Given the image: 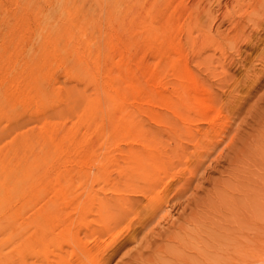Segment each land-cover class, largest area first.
<instances>
[{
	"label": "rangeland",
	"instance_id": "obj_1",
	"mask_svg": "<svg viewBox=\"0 0 264 264\" xmlns=\"http://www.w3.org/2000/svg\"><path fill=\"white\" fill-rule=\"evenodd\" d=\"M257 2L0 0V64L9 62L8 76L45 57L71 60L90 41L104 69L95 74L98 90L64 66L41 80L48 90L97 91L103 104L94 120L79 123V109L58 111L52 98L1 122L25 121L33 134L45 119L60 123L58 135L86 130L80 152L94 160L82 163L64 140L68 154L55 153L32 173L31 186L23 183L21 216L0 217L4 264H58L59 255L66 264H264V0ZM121 58L135 84L128 104L110 110L103 74L125 73ZM135 156L146 171L131 179ZM56 181L69 185L68 217H36L46 207L55 215ZM88 195L90 211L80 216ZM100 199L124 214L98 216ZM69 221L78 241L65 245L60 223Z\"/></svg>",
	"mask_w": 264,
	"mask_h": 264
},
{
	"label": "bare ground",
	"instance_id": "obj_2",
	"mask_svg": "<svg viewBox=\"0 0 264 264\" xmlns=\"http://www.w3.org/2000/svg\"><path fill=\"white\" fill-rule=\"evenodd\" d=\"M261 4H258V6H261ZM90 42L85 44L86 47L83 50L80 49L81 52L80 50L79 52L77 51V55H75L76 57L71 60L67 58H62L60 56L54 58L53 61L50 62V60L45 57L37 62H34L33 64L26 63L21 69V71L17 72L11 77L8 76L6 72H4L5 66L8 65L9 62L4 61L0 64V217L21 216L23 204L19 200L21 199L24 190L23 183L26 182L27 188L31 186L34 182V177L32 176V173L37 170L40 164L51 160L52 155L55 156V153H57L60 157L66 156V153L68 154V151L62 148V141L69 140V142L72 143L73 151L76 154H81L76 155V157L79 156L78 158L81 160L82 163H90L89 161H94L89 158V156L91 155L89 154L91 153L90 151L87 150L89 153L84 152V154L80 152L83 136L84 134H87L86 130L84 131L83 135L78 137L76 134L78 132V128L68 127L66 130L61 131V133L58 135L55 132L54 125L59 122L52 119H47V122L46 119L44 122L42 120V124L39 121V126L41 127L39 132L36 134L31 133L27 128H23V125L26 123L25 121H21V123L17 122L15 124H1L2 121L7 123L13 116H18L23 111H26L31 107L35 108V111H39L52 98H54L59 104V107L57 108L58 111L66 110L69 113L76 110V108L79 109L80 114L77 115L79 123L83 124L86 123L88 120H94L96 117H98V115L100 116L103 103L101 104L99 97H97V91H95V93L91 95L86 94L85 92L78 93V91L75 90L74 86H63L60 84L61 86L59 85L60 87L57 90L55 88H51L50 90H48L41 86V80H46L48 82L50 79H53L56 69L61 66H64L67 70L66 73L68 72L69 75L74 76V78L79 77L81 79L87 80L96 89L98 86V80L95 74L100 72L103 68L100 69V59L98 52H93L94 50L91 51V49H89L91 48L88 47L90 46ZM150 44L152 43H149V45ZM111 47L115 49V47L117 48L118 46L112 44ZM111 47L109 46L110 49ZM150 47L148 49H150ZM94 48L97 49V47ZM121 48L122 47L118 48L119 52H122ZM156 49L157 48H155V50ZM175 55L178 57V59H181L182 52L176 51ZM117 62H119L120 65L123 66L122 68H124L125 70L122 71H125V73H123L121 76H113L111 75L110 70L107 69L103 74L105 78V84L103 87V94L105 97L104 106L110 110H114L116 108H123L126 105L127 92L135 84L133 81L134 75H132V71L128 68V61H126V59L124 58H121ZM114 63L116 64V62ZM43 67L45 70H43ZM120 90H122V94L119 93ZM15 103H18L17 107L15 106ZM203 107H205L204 109L210 108V106L207 105H203ZM119 116V118L123 119V126H127L128 121L125 119L126 117H124V114L121 112ZM94 128L96 129L97 127ZM114 132L115 130L112 129L111 134L113 135ZM145 161V159L139 156H135V158H133V167L127 170L129 171L128 175H130L131 179L135 178L136 174L139 175L141 171H146V167L144 165ZM92 163L94 162H91L90 165ZM53 187L57 190L55 195V201L52 202V207L54 208L55 206L57 210L55 215L53 214L51 207H46L39 211L36 217H57V219H60L61 217H68V213H66L65 211L67 209L66 207L71 205L72 200V196L70 194L71 192L67 190L69 189V185H60L59 182L57 183L56 181ZM31 202L32 198L30 197L26 201V205L29 206ZM91 202L93 201L88 195L81 206L80 216H86V214H88V212L90 211ZM120 204L121 203L117 205ZM112 206L114 207V205L108 204V201H106L105 199H100L97 204L98 209L96 210V214L98 216L104 217H114L115 215H118L119 213H112ZM116 207L117 206H115L114 208ZM120 207H122V205L118 206L117 209L121 210ZM72 209L77 210V206L72 207ZM120 210L119 212L124 214L123 211ZM125 210L127 211V208ZM72 222L69 221L68 223H60V226H63L62 230H64L63 236L61 237V241L65 245L70 243L76 244L78 241L77 233L74 231L72 232L70 229ZM34 239L36 242L38 241V244H40V235H37V237H35ZM53 239L56 238L53 237ZM53 243L55 244V242ZM56 245L57 244H55V247ZM35 248H31L32 253H35L36 250H38H35ZM60 248L61 247H59V249ZM62 249L63 248H61V250ZM24 250H22V253L24 252ZM56 251H58V249ZM63 251H65V248ZM37 252H39V250ZM55 252L54 254L56 255L57 253ZM63 253L65 252H62V256ZM53 255L51 254V256ZM59 256L57 259L58 264H66L63 263L62 260H59L60 258H62ZM64 259L65 258L63 257V260ZM0 264H4V258L1 254Z\"/></svg>",
	"mask_w": 264,
	"mask_h": 264
}]
</instances>
